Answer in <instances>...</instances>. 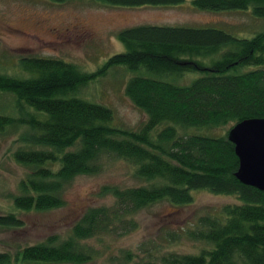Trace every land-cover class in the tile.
I'll list each match as a JSON object with an SVG mask.
<instances>
[{
  "label": "trees",
  "instance_id": "16d2710c",
  "mask_svg": "<svg viewBox=\"0 0 264 264\" xmlns=\"http://www.w3.org/2000/svg\"><path fill=\"white\" fill-rule=\"evenodd\" d=\"M94 1L138 7L183 0ZM190 3L210 12L248 10L264 19V0ZM116 37L123 51L99 71L28 56L18 59L20 74L0 73V94H10L15 112L0 113V134L17 131L19 145L11 157L26 169L17 193L9 195L11 209L0 213V227L22 226L18 211L61 206L62 188L76 175L99 171L103 156L132 164L140 183L104 187L112 197L109 205L86 208L64 237L1 251L0 264H81L93 256L88 238L131 230L132 215L141 208L160 200L187 204L197 189L232 195L235 201L197 216L185 231L200 245L196 252L163 251L135 264H264V192L237 180L238 161L227 139L236 122L264 118V27L237 38L213 27L135 25ZM214 54L218 58L206 65L205 58ZM113 66L130 74L124 95L145 114L136 129L113 125L108 107L77 96L96 74ZM197 130L202 133H190Z\"/></svg>",
  "mask_w": 264,
  "mask_h": 264
},
{
  "label": "rangeland",
  "instance_id": "374dc122",
  "mask_svg": "<svg viewBox=\"0 0 264 264\" xmlns=\"http://www.w3.org/2000/svg\"><path fill=\"white\" fill-rule=\"evenodd\" d=\"M135 25L213 27L237 38H247L264 27V19L252 17L248 10H198L190 0L170 6L138 7L106 6L94 0L61 3L0 0V73L20 74L18 59L28 56L58 58L75 64L82 71H99L111 55L123 51L117 32ZM216 58L217 54L206 57L204 63L208 65ZM104 72L96 74L77 96L108 107L112 111L113 125L138 128L145 121V114L123 92L130 74L120 66L106 68ZM13 109L10 94H0V113L15 116ZM159 128L151 132L153 138ZM18 145L17 131L0 134V213L11 209L9 195L17 193L16 184L26 170L11 157ZM99 163V171L76 175L62 188L61 206L18 211L22 226L0 227V252L12 253L52 235L64 237L86 208L110 204L112 197L103 191L104 187L122 188L140 183L133 176V165L123 159L103 156ZM190 193L192 200L187 204L175 205L160 200L141 208L132 215L135 224L131 230L88 238L85 244L93 256L81 264H135L157 258L163 251L196 252L200 245L188 240L185 231L191 228L197 216L232 203L235 198L203 189Z\"/></svg>",
  "mask_w": 264,
  "mask_h": 264
},
{
  "label": "water",
  "instance_id": "95a60500",
  "mask_svg": "<svg viewBox=\"0 0 264 264\" xmlns=\"http://www.w3.org/2000/svg\"><path fill=\"white\" fill-rule=\"evenodd\" d=\"M238 165L237 180L264 192V118L236 122L227 130Z\"/></svg>",
  "mask_w": 264,
  "mask_h": 264
}]
</instances>
